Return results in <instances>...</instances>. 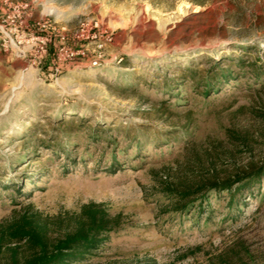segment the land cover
I'll return each instance as SVG.
<instances>
[{
	"label": "rangeland",
	"instance_id": "1",
	"mask_svg": "<svg viewBox=\"0 0 264 264\" xmlns=\"http://www.w3.org/2000/svg\"><path fill=\"white\" fill-rule=\"evenodd\" d=\"M239 54L246 67L208 97L178 70ZM251 162H264V0H0V228L33 216L55 240L96 204L121 223L75 264H264V184L235 218L215 191L210 212L163 208L164 182Z\"/></svg>",
	"mask_w": 264,
	"mask_h": 264
},
{
	"label": "trees",
	"instance_id": "2",
	"mask_svg": "<svg viewBox=\"0 0 264 264\" xmlns=\"http://www.w3.org/2000/svg\"><path fill=\"white\" fill-rule=\"evenodd\" d=\"M240 48L246 53L248 51L257 52L256 46H241ZM208 59L211 63L215 61L211 57ZM216 61L218 62L214 64L216 70L212 73L210 71L196 72L187 65H180L178 70L183 76V81L192 79L196 91L208 97L223 89L222 84L233 76L232 72L235 71V67L242 69L246 67L245 58L240 54L231 58L230 62L226 58ZM250 66L252 71L258 72V66L255 63H250ZM100 128L101 126H96L90 133L92 141H96L101 135ZM136 144L139 145V143ZM64 152L67 150L64 149ZM263 184L264 162H251L223 181L207 179L204 184H183L179 187L164 182L162 184L166 185L163 186L164 197L169 201L163 204V208L172 210L179 216H184L190 207L197 208L200 212L205 209L210 212V209H207L208 203L207 205L204 203L209 200L207 195L215 191L220 194L226 193L228 213L233 215L232 209L235 207L236 211H239L245 203V194L252 193L255 189L260 192ZM236 215L237 212L232 217L235 218ZM120 223L119 216H111L100 206L89 204L82 208L79 218L66 229L60 238L52 240L48 223L41 224L33 216L23 215L11 224L0 228V264H75L82 262L94 255L108 240L112 229ZM21 245L25 247L23 252L19 251ZM6 254L8 257L4 260L3 256Z\"/></svg>",
	"mask_w": 264,
	"mask_h": 264
},
{
	"label": "built area",
	"instance_id": "3",
	"mask_svg": "<svg viewBox=\"0 0 264 264\" xmlns=\"http://www.w3.org/2000/svg\"><path fill=\"white\" fill-rule=\"evenodd\" d=\"M108 40H111V38H109ZM108 40H107V41H108ZM1 46H2V45H1ZM2 48H4L5 51L7 50V46H5V45H3Z\"/></svg>",
	"mask_w": 264,
	"mask_h": 264
}]
</instances>
